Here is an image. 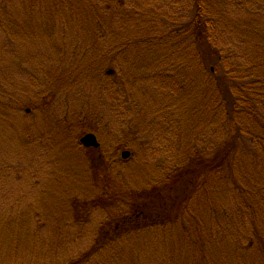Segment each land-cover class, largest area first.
<instances>
[{
    "label": "rangeland",
    "instance_id": "rangeland-1",
    "mask_svg": "<svg viewBox=\"0 0 264 264\" xmlns=\"http://www.w3.org/2000/svg\"><path fill=\"white\" fill-rule=\"evenodd\" d=\"M119 1L0 0V264H65L111 237L92 264H131V256L136 264H253L259 251L236 258V240L214 220L223 242L203 241L198 251L182 222L196 217L204 234L212 205L194 195L178 218L190 193L185 181L170 188L174 167L217 154L227 132L217 99L194 93L201 76L221 73L203 65L207 48L191 35L195 0ZM213 4L227 27L218 21L205 35L235 67L252 49L234 21L264 24V0ZM87 133L99 148L82 146ZM145 192L154 195L146 216L156 210L172 222L142 232L137 245L122 217Z\"/></svg>",
    "mask_w": 264,
    "mask_h": 264
},
{
    "label": "trees",
    "instance_id": "trees-1",
    "mask_svg": "<svg viewBox=\"0 0 264 264\" xmlns=\"http://www.w3.org/2000/svg\"><path fill=\"white\" fill-rule=\"evenodd\" d=\"M115 1L120 3L119 0ZM227 1L231 6L240 7L243 4H252L254 0ZM225 4H227L226 1ZM225 20L222 11L215 8L213 0L194 1L193 16L190 21L193 30L191 35L198 43L204 42L207 48L203 65H211L216 72H221L219 75L204 74L201 76L205 81L194 93L197 95L200 90H203L210 99L213 96L217 99L219 103L218 116L220 118L221 114L224 115L227 130L222 143L223 150L217 154H197L185 159L183 163L188 167L182 168L183 170L173 168L174 182L170 188L173 189L176 183L182 184L185 181V188L188 187L187 193H190L180 201L181 208H177L178 218L180 212L182 215L185 214L182 210L185 205H189L190 199L198 194L204 198L207 206L212 205V210L210 214L208 213L207 218L209 224L205 223L204 225V231H206L204 234H198L196 217L182 218V229L193 232V235L188 237L197 246L198 251L203 248L206 242L209 244L213 241L219 243L222 240L223 242V236H219L212 230L210 221L214 220L215 223H219V229L225 230L221 232V235L228 233L236 240L233 251L232 247H230L231 251L228 249L236 258H244L245 252L248 253V250L255 249L259 251V255L256 259L250 258L251 261L253 264H264V24L258 23L254 17L244 18L241 23L237 20L234 21L236 31L239 30L240 33L239 39L242 40V46L245 45L247 49H252L249 51L251 53H248L234 67L229 65L228 59L224 61L218 48L212 46L205 35L206 29H212L218 21L225 23ZM216 25L218 27V24ZM171 33L175 34L174 31ZM172 34L168 41L177 44L178 36ZM253 37L261 38L263 45L260 44V41H253ZM249 40L254 43H249ZM174 52L177 53V51ZM228 57L230 58V56ZM230 60L234 62V60ZM240 79L248 80V85L255 87L251 86L248 89L242 85L243 83L236 84V80ZM240 93H245L248 99L244 100L243 96H239ZM243 119H247V121ZM246 144L248 145L246 146ZM248 147L250 151L242 152L241 149ZM221 177H224L225 180L224 189H222L225 195L221 194L219 190ZM213 182L215 187L210 188L209 186ZM145 193L147 197L143 199L142 205L122 217L124 226L131 229L128 236L135 239L137 245H139V236L142 232H152L154 227L166 226L172 222L170 219L164 220L163 217L166 216L156 210L151 218L146 216L149 204L153 203L149 199L153 194ZM228 198H230V202L226 201ZM138 201H140L139 196L135 202ZM187 211L189 213L190 209ZM242 230L245 232L242 233ZM115 240V237L103 242L99 240L95 249L84 259H71L65 264H86V262L92 264L106 243H114ZM203 241L204 243H202ZM228 245L231 244L228 243ZM225 256H227V252H224V256L221 257ZM168 259L171 257L169 256ZM131 260V264H136L135 257L131 256Z\"/></svg>",
    "mask_w": 264,
    "mask_h": 264
},
{
    "label": "water",
    "instance_id": "water-1",
    "mask_svg": "<svg viewBox=\"0 0 264 264\" xmlns=\"http://www.w3.org/2000/svg\"><path fill=\"white\" fill-rule=\"evenodd\" d=\"M80 143L85 147H90V148H99L100 147V143H99L96 135L93 133H87L83 137H81ZM121 155H122L123 159H127L130 156V152L129 151H123Z\"/></svg>",
    "mask_w": 264,
    "mask_h": 264
}]
</instances>
